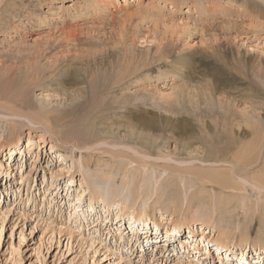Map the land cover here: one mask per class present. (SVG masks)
Masks as SVG:
<instances>
[{"label":"rangeland","instance_id":"obj_1","mask_svg":"<svg viewBox=\"0 0 264 264\" xmlns=\"http://www.w3.org/2000/svg\"><path fill=\"white\" fill-rule=\"evenodd\" d=\"M247 29L264 36V0H2L0 264H264V38ZM89 62L158 127L101 110L99 140L76 143Z\"/></svg>","mask_w":264,"mask_h":264},{"label":"bare ground","instance_id":"obj_2","mask_svg":"<svg viewBox=\"0 0 264 264\" xmlns=\"http://www.w3.org/2000/svg\"><path fill=\"white\" fill-rule=\"evenodd\" d=\"M1 1L0 0V4H1ZM239 26V25H238ZM245 31H248L249 33H255V34H258V37L260 38H264L263 35L260 34V31L258 30H250V29H247ZM189 32V31H188ZM238 37L240 36L241 33L243 32H239ZM228 33V32H227ZM192 34L194 33H190V36H192ZM257 37V36H255ZM178 38V37H177ZM227 43L231 45L232 43V38L231 36L227 37ZM178 40V39H177ZM42 47V46H41ZM37 50V49H36ZM41 51V50H40ZM42 52V51H41ZM39 53V52H38ZM29 56V55H28ZM25 58V57H24ZM23 58V59H24ZM42 58V57H41ZM239 59V58H238ZM223 60V59H222ZM23 61V60H22ZM4 64V63H3ZM22 64V63H21ZM29 65V64H28ZM112 65V64H111ZM108 62L106 63V66H100V65H93L91 62L85 64V72L86 74H88L89 76L92 77V84H91V89L90 91L89 90H82L81 92V96H83L82 99H79L78 102L76 104H74L70 109H69V112H72V113H81V112H84L85 115H86V121L88 122V125H95V120H94V124H93V119H95V117L98 116V113H100L101 110H111V109H118V108H125V109H129V108H133L135 110V114H134V117L138 120L139 124L141 126H144V127H149L151 126L152 128H157L158 127V123L156 120H151V121H148V120H145V117L141 114H143L144 112V109H140V106L139 104L135 103L133 104V106H129V103L131 102L129 99L128 100H124L122 101V105H116L115 104V95L111 94L112 92V89L113 88H117V84L119 82H114L112 78H110V75L109 73L111 71H109V67L111 66ZM30 66V65H29ZM127 66V65H126ZM112 67V66H111ZM110 67V68H111ZM32 68V67H31ZM112 69V68H111ZM138 68H136V70H134L133 72L131 70L129 71H125L124 70L122 72H124L123 74V77H120V79L122 78V81H124L128 76H130L132 73H135L137 72ZM5 69H3L4 71ZM115 70V69H114ZM12 71V69H11ZM6 72V71H4ZM38 72V71H37ZM131 72V73H130ZM8 73V72H7ZM97 73V76L94 78V75ZM7 76V75H6ZM10 79H14V76H11ZM86 79V78H85ZM129 80H127L128 82ZM5 83V82H4ZM3 83V84H4ZM2 84V83H1ZM125 84V83H124ZM10 85V84H9ZM123 86V85H122ZM124 87V86H123ZM89 89V88H88ZM9 90V89H7ZM17 91V90H16ZM2 93V92H1ZM105 93H109V95L106 97V102L103 103L104 105H100L99 103V97L102 96L103 94ZM112 95V96H110ZM96 104V105H95ZM32 107V106H31ZM24 108V106H23ZM23 110V109H22ZM137 110V111H136ZM51 113L49 110H40L39 113H38V116L43 118L44 116L47 117V115ZM51 118L53 119V121L58 124L59 122H61V118L59 116H51ZM81 125V124H80ZM81 130V129H80ZM89 132V131H88ZM100 134H101V129L99 126L95 125L94 127L91 128L90 130V133L89 135L85 134V135H82V136H78V138H73V140L78 144H81V145H85V144H89V143H92L94 141H97L99 140V137H100ZM76 136V135H74ZM22 141L21 139H18L16 140L15 142H11V143H8L7 146H9V148L13 149V148H16L20 145H22ZM6 146V147H7ZM55 146L52 145V148H54ZM53 150V149H52ZM249 150H252L250 147H249ZM253 151V150H252ZM91 153V152H90ZM90 153L87 152V155H91ZM62 156V154H61ZM252 162V160H250L249 164ZM6 173L9 172V171H5ZM10 173V176H12L13 174L11 172ZM6 175V174H5ZM9 175V174H8ZM227 177V176H226ZM229 177V176H228ZM257 177V176H255ZM264 177V176H263ZM224 178V177H223ZM231 180V179H230ZM261 180H263V183H264V178H261ZM217 183H220L222 184L221 187H229L227 185V180L225 179H220L218 181H216ZM228 183H231L228 181ZM261 183V182H260ZM234 184V183H233ZM235 185V184H234ZM233 186V185H232ZM262 186V185H261ZM124 215V214H123ZM138 218V217H136ZM135 219V218H134ZM148 220L149 219H143V220H140L141 221H144V222H147L148 223ZM133 221V220H132ZM132 221L130 222L131 225H132ZM133 222H136V220H134ZM200 223H203V226H208V223L206 221H202ZM144 225V223L141 224V226ZM149 226L150 225V222H149ZM148 224L146 226H143V228L145 227H149ZM189 226H192V223H187V225H185L184 227H188L190 228ZM202 226V225H201ZM202 226L203 229H205L204 227ZM141 228V227H140ZM180 229L179 227L178 228H173V229H169V231H167V233L169 235H173L174 232L176 230ZM201 229V227H200ZM133 230V228L131 229ZM137 230V229H136ZM167 230V229H166ZM223 232V233H222ZM137 233H140L139 232V229L137 230ZM221 234L225 235L226 232L225 231H221ZM195 234H192V237H194ZM205 240V239H204ZM224 241V242H222ZM222 241H214L213 243L217 244L219 247L218 251L217 252H221V249L222 250H229V253L228 255L230 256L232 252H234V249L231 247V245L233 244L232 242H226L227 241V237L225 236L224 239H222ZM157 242V241H155ZM160 243V242H159ZM162 243V242H161ZM160 243V244H161ZM182 243V242H181ZM182 245H186L185 243H182ZM214 245V244H213ZM194 248L193 249H199L201 246L198 242V240H195V243L193 244ZM206 251H209V253H211V248L209 246H211V244L207 243L206 245ZM201 249V248H200ZM196 251V252H194ZM192 251L191 253H197L198 250H194ZM222 254V252H221ZM241 254H242V257H244V254H248V251L245 253L244 250L241 251ZM205 259L209 258L208 255H204ZM220 256V255H219ZM261 258V260H264V254L261 255L259 257V259Z\"/></svg>","mask_w":264,"mask_h":264}]
</instances>
